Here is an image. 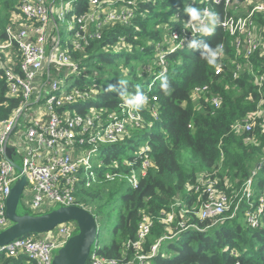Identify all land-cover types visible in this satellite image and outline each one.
<instances>
[{
  "label": "trees",
  "instance_id": "obj_1",
  "mask_svg": "<svg viewBox=\"0 0 264 264\" xmlns=\"http://www.w3.org/2000/svg\"><path fill=\"white\" fill-rule=\"evenodd\" d=\"M21 2L0 0V34L3 37L13 15L20 12ZM88 2L75 0L78 14L88 9ZM187 4L201 9L209 6L220 16L221 23L213 35L195 36L213 47L223 45L224 54L215 66L201 59L200 50L188 48L187 42L170 50L172 32L178 31L183 36L187 30L185 26L190 19L184 12ZM251 7L246 6L245 0L229 3L227 0H137L128 22L115 21L101 27L91 25L90 31L98 29L102 35L89 37L84 50L75 49L71 42L65 43L62 38L61 45L68 47L81 70L73 85L89 92V97L64 105L60 112L69 110L85 115L93 109L102 110L104 114L119 111L122 101L117 92L106 91L108 86L102 88L99 64L115 62L112 84L120 88L118 81L126 80L129 93L140 85L148 96L149 106L143 110L146 124L142 129H145L146 145L150 146L148 153L152 164L145 175L138 176V186L135 187L130 178L136 168L141 171L143 154L140 152L129 160L123 156L126 144L133 139L130 129L140 128L134 124L129 125V130L126 127L120 141L100 146L105 164L94 169L96 178L90 173L87 179L81 175L77 184L78 204L94 215L106 212L110 219L116 216L114 240L92 246L100 255L118 258L123 264L139 255H150L152 246L171 233L167 223L159 218L180 202L175 208L173 227L183 220L186 224H198L200 230L188 228L174 238L163 239L157 253L146 259V264L149 261L150 264H264V227L252 228L245 220V212L253 207L243 203L236 218L214 226H210L209 219L201 220L194 212L182 213V208L198 209L203 200L199 193L188 189L203 172L212 173L218 178L219 187L231 192L239 189L256 171L253 180L258 194L264 190V114L257 117L250 131L237 132L235 129L236 122L258 109L264 110V80L262 84L255 82L256 76H264V36L263 46L246 56L245 52L237 53L235 37L222 26L227 15L242 16ZM254 19L258 29L264 32V11H255ZM161 48L167 62L165 75L171 86L169 95L164 94L160 79L156 78L162 69L159 64ZM219 64L222 72L216 73ZM235 71H238L236 76ZM204 85L208 86L207 90L194 95V89ZM213 97H219L218 105L213 104ZM22 102L21 95L9 94L7 79L0 68V121L15 115ZM28 110L30 112L29 108L25 112ZM8 153L13 158L10 145ZM2 159L0 151V162ZM17 161L20 162L19 157ZM125 181L128 187L124 186ZM145 214L155 217L151 232L139 248L128 247L130 240L137 239L139 223ZM31 235L39 234L27 236ZM166 240L172 243L164 250L162 243ZM0 264L38 263L20 253L0 254Z\"/></svg>",
  "mask_w": 264,
  "mask_h": 264
},
{
  "label": "built area",
  "instance_id": "obj_2",
  "mask_svg": "<svg viewBox=\"0 0 264 264\" xmlns=\"http://www.w3.org/2000/svg\"><path fill=\"white\" fill-rule=\"evenodd\" d=\"M136 1L89 0L88 9L78 14L75 0H22L20 12L13 15L12 23L6 28V36L3 37L0 34V68L3 69L7 79L9 94L23 97L22 106L17 113L24 107L17 123V113L10 119L0 121V151L3 155L0 162V230L10 224L6 216V198L10 193L12 182L20 175L3 154V145L8 136L7 151L9 145L14 151L13 158L9 153L8 155L12 159L16 157L15 161L19 157L23 172L27 176V183L22 194L23 200L30 208L43 209L40 212H44L54 206L78 204L75 191L81 179V172L92 168L90 162L92 153L99 150L102 144L120 141L128 125L133 126L134 124L140 128L145 126L146 122L142 114L149 104L138 112L129 111L122 106V103L119 111L107 114L95 109L85 115L73 114L69 110L60 112V108L66 104L87 100L89 92L75 85L68 89L65 88L64 80L78 76L81 70L79 62L73 59L68 47L61 45L62 35L58 20L64 21L70 14L74 17L75 25L70 28L73 34L72 39L64 41L65 43L71 42L75 49L84 50L85 45L89 44V37L100 38L102 35L98 29L90 31L91 25L98 24L101 27L103 24L115 21L128 22L133 15V6ZM245 1L247 7L252 5L248 13L237 17L227 15L222 26L235 37L234 44L237 53L245 52L246 56H249L263 46L264 32L255 24L254 14L258 10L264 11V2ZM56 2L62 3L58 15L53 13V6ZM65 2L67 12L63 7ZM204 8L209 9V6ZM51 19L53 20L52 27L49 26ZM195 27L187 21V30L184 31L183 36L178 31H173L170 50L184 46L185 42L197 36L199 33L194 31ZM60 46L63 49H60ZM161 50L159 64L162 66L161 73L165 74L168 68L165 53L162 48ZM221 72L222 66L219 64L216 73ZM237 73L238 71H235L234 76ZM159 76L157 75L156 78ZM263 80L264 76L255 77L256 83L262 84ZM207 88V85L196 87L193 91L194 95L200 94ZM212 102L218 105L219 97H213ZM35 105L38 106L31 113L25 112L27 108L30 109ZM39 109L42 111H38ZM263 114L264 110L258 109L248 118L236 122L235 129L237 132L250 131L257 117ZM22 116L24 117L23 124L20 123ZM154 116H157L155 110ZM13 134L16 137L11 141ZM149 150L150 146L146 145L141 151L143 164L139 175H145L146 169L152 164ZM89 173L93 176L92 171ZM255 174L256 171L239 189L227 192L219 187V180L213 177L212 173H201L197 182L191 184L188 189L199 193V197L203 200L198 209L182 208V213L194 212L201 220L209 219L210 226H214L225 220L236 218L243 203H246L251 208L253 207L245 212L247 224L252 228L264 227V190L255 194L253 189ZM130 180L135 187L138 186L136 173ZM87 184L89 185L90 181ZM229 186L227 184V187ZM179 205L180 202L175 203L169 212L159 218L167 223L171 233L160 238L152 246L150 255H139L126 264H146V259L157 253L158 246L163 239L174 238L188 228L200 230L198 224H186L183 220H179L173 227L176 218L175 208ZM154 218L148 214L142 216L137 239L130 240L127 243L128 247H140L141 242L154 226ZM75 228V223L68 221L59 224L49 239H35L28 236L15 238L0 247V254L14 256L24 253L38 264H52L54 252L75 232ZM205 229L206 227L203 228ZM86 264L123 263L118 258L104 257L98 253L97 249H91Z\"/></svg>",
  "mask_w": 264,
  "mask_h": 264
},
{
  "label": "water",
  "instance_id": "obj_3",
  "mask_svg": "<svg viewBox=\"0 0 264 264\" xmlns=\"http://www.w3.org/2000/svg\"><path fill=\"white\" fill-rule=\"evenodd\" d=\"M48 67H50V63H48ZM23 111L24 107L17 113L16 123ZM8 138L9 136L3 145V154L20 175L12 182L10 193L6 198V216L10 220V224L0 230V247L15 238L27 236L30 233L50 232L61 223L73 221L77 225V230L56 250L52 264H86L92 246L97 241L96 216L80 204L59 205L39 214L22 209L20 200L27 183V176L24 174L20 162L8 155Z\"/></svg>",
  "mask_w": 264,
  "mask_h": 264
},
{
  "label": "rangeland",
  "instance_id": "obj_4",
  "mask_svg": "<svg viewBox=\"0 0 264 264\" xmlns=\"http://www.w3.org/2000/svg\"><path fill=\"white\" fill-rule=\"evenodd\" d=\"M70 1H72V0H70ZM61 4H62L61 2H56L54 4L53 13L55 15H58V13L61 9ZM63 7H64V10L67 12L66 2L63 3ZM52 23H53V20L51 19V22L49 23L50 27H52ZM58 24L60 26V31H61V35H62L63 40L70 41L72 39V35H73L72 32L70 31V28L75 25L74 17L70 14L69 16H66L64 21L58 20ZM49 43H50V41H49ZM60 49H63V47L60 46ZM97 69L99 71L100 76L102 77V80H101L102 81V88H106V86L113 83V81L115 79V62L106 64V65L105 64H102V65L99 64ZM65 72H68V70H65ZM75 79L76 78L73 77L69 80H64L65 88L66 89L70 88L74 84ZM37 106L38 105L31 107L30 113ZM38 111H42V109H39ZM27 112H29V110ZM142 115L144 117V121L146 122L144 114H142ZM23 123L24 122H21V124H23ZM20 129L24 130L22 127H20ZM127 130H129V125L127 126ZM130 130L132 132L133 139L130 142H128L125 146V151H124L123 156L126 160H129L134 155L140 154V152L143 150V148L146 145V141L144 140L145 129L139 128L138 130H136V129L133 130V128H131ZM15 137H16L15 134H13L11 137V141L14 140ZM85 153H88V152L85 151ZM90 162L92 164L91 170H86V171L84 170L80 174L85 179H87V177L90 176L89 171H92L94 177L96 178V172L94 169L102 167L105 164L104 157H103V148H100L96 152L92 153ZM19 164H21V163H19ZM139 172H140V168H136V174L138 176H139ZM262 175H263V173L261 172L260 177H262ZM128 185H129V183L127 181H125L124 186L128 187ZM27 189H28V186H27L26 190ZM253 189H254L255 194H258L259 189L257 188L256 184L254 185ZM23 198H24V196L21 197V200H20V207L22 209H27L29 212H31L33 214H39V213H41L40 211H43V209L36 210V209L30 208L29 205L27 203H25V200H23ZM56 207H58V206H54L53 208H56ZM95 216H96V220H97V224H98V235H97L96 243L98 242L99 245H102L105 241L111 242L112 240H114V237H115L114 224L116 223V216L115 217L113 216V218L110 219L109 214H107L106 212H97L95 214ZM55 231H56V228L50 232L38 233L39 235H31V236L34 237L35 239H49L54 234ZM96 243H95V245H96ZM170 243H172L170 240L164 241L162 243V249L167 250ZM56 252L57 251H55L54 254ZM148 264H150V261Z\"/></svg>",
  "mask_w": 264,
  "mask_h": 264
},
{
  "label": "clouds",
  "instance_id": "obj_5",
  "mask_svg": "<svg viewBox=\"0 0 264 264\" xmlns=\"http://www.w3.org/2000/svg\"><path fill=\"white\" fill-rule=\"evenodd\" d=\"M200 2V0H197ZM184 12L190 17L188 24L195 25L194 31L198 32L201 37L211 36L215 33L216 28L220 25V16L216 11L209 10L207 8L201 9L191 4H187L184 8ZM187 27V25L185 26ZM187 46L193 50H200L201 59L207 62L209 65H217L218 59L223 56L224 48L222 44H217L215 47L204 42L202 39H198L193 36L192 39L187 41ZM160 87L165 95H169L171 86L168 81V77L161 73L159 76ZM120 88L116 85L109 84L106 91L117 92L122 106L129 111H141L148 104V96L142 90L140 85L135 86V91L129 93L127 90V81L120 79L118 81ZM87 164V161H85Z\"/></svg>",
  "mask_w": 264,
  "mask_h": 264
}]
</instances>
